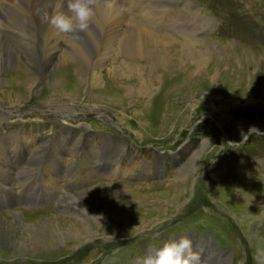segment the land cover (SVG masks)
<instances>
[{
  "label": "rangeland",
  "instance_id": "374dc122",
  "mask_svg": "<svg viewBox=\"0 0 264 264\" xmlns=\"http://www.w3.org/2000/svg\"><path fill=\"white\" fill-rule=\"evenodd\" d=\"M123 1L115 0V5L128 23L163 34L177 47L192 37L206 43L208 51L186 61L177 58L181 53L176 50L163 53L165 63L154 64L153 72L140 75H126L119 53L108 58L109 65H98L94 72L79 69L73 62L56 65L55 61L46 72L29 67V60L4 66L0 71V109L20 110L16 111L20 116L31 109L25 119L0 122V166L4 169L6 165L8 176L4 184L15 187L10 178L15 180L22 173L29 182L44 166L56 168L64 163V155L72 150V156L89 161L91 167L100 161L116 164L113 170L119 171L110 178L105 173L94 178L89 172L88 181L78 191L69 190L71 199L64 197L54 214L43 211L39 216L23 209L0 213V264L57 263L85 245L92 246V251L73 264H92L106 254L110 255L108 261H114L109 264L136 261L142 243L135 252L123 248L121 241L138 232L147 234L145 244L153 237L158 247L168 237L195 232L197 239L213 246L203 264H264V189L254 184L251 188L230 184L243 180L227 171L236 166L252 171L264 158V0ZM3 3L0 32L6 47L15 51L21 34L17 28L10 29L6 18L2 22ZM35 33L38 42H48L43 31L36 28ZM70 42L67 39L64 44ZM197 46L204 51L202 45ZM88 113L103 118L110 127L96 121L92 126L85 124ZM58 118L69 121H53ZM49 121L55 126L46 129ZM23 124L27 125L24 132L29 128L33 133L25 142L18 133L9 134ZM46 131L52 135L45 144L29 145ZM51 138L55 139L52 147ZM15 139L22 141L27 151L19 174L15 167L9 169L14 166L10 153ZM111 140L119 141L118 154L117 148L107 147ZM233 144L235 151L227 157ZM179 149L183 150L177 156ZM55 152L59 156L52 159ZM161 153L168 155L165 171L160 173L163 179L137 181L143 178L138 168L146 166L147 160L157 162ZM221 161L218 171L208 172ZM155 166L145 171L149 174L146 178L158 174ZM73 169L72 162L69 181ZM199 190L207 192L202 203ZM76 196L83 197L82 207L75 204ZM209 198L217 204V212L204 207L212 205ZM167 226L175 228L167 230ZM105 244L109 247L102 246ZM192 245L198 251L196 240ZM203 247L206 251L207 246ZM155 251L149 248L148 253L154 255ZM215 252L220 258L212 263Z\"/></svg>",
  "mask_w": 264,
  "mask_h": 264
},
{
  "label": "bare ground",
  "instance_id": "6f19581e",
  "mask_svg": "<svg viewBox=\"0 0 264 264\" xmlns=\"http://www.w3.org/2000/svg\"><path fill=\"white\" fill-rule=\"evenodd\" d=\"M52 1L54 3L53 6L45 4L43 0H0V3L4 2L2 5L6 6L1 11L3 13L1 19L2 22L4 18H6V22L11 25L10 29L11 27L13 30L17 28L21 34H18L19 38L16 40L18 48L15 51H11L6 47V42L2 40L3 37L0 32V71L3 70L6 65L8 67H13L17 62L29 60V67L45 72L52 65L54 66L55 61H58L56 65H64L65 63L69 64V62H73L79 69H86L87 72H94L98 68V65H109L110 62H107L108 58H111L115 54L119 53L121 59L117 60L124 63L123 66L125 67L126 75H129L130 73L140 75L143 74L142 72L147 70L153 72L152 66L154 64L165 63L161 56L163 53H170L176 50L181 53L177 58L186 61V58L195 57L202 52L208 51L206 43L200 44V41L190 39L192 37H187L177 47L173 45V43L167 39L168 37H165L163 34L147 30L145 27L140 25L128 23L124 12L121 11L115 4L112 10H107L104 7L99 8L95 22L90 27V31L88 33H80L79 38L77 39L71 35L59 32L56 28L45 22L46 15L50 17L53 13L59 14L61 12L67 14V0ZM128 1L129 0H125L122 4H125ZM165 11L166 9L164 6V12ZM173 14L175 13L173 12ZM0 26H2L1 23ZM36 28L44 32L45 37H48L49 39L48 42H46V40L37 41L35 33ZM6 32L8 33V31ZM67 39H69V41L71 40L69 46L65 45V41ZM14 45L16 46L15 43ZM197 45H202L204 51H201L202 49L198 50L199 48L197 49ZM38 47L41 49L40 56L36 52V50H39ZM181 47L182 50L180 49ZM43 50L47 51L46 55L41 52ZM1 150L3 149L1 148L0 151ZM58 156V153L55 152V154L52 155V159H56ZM0 161H2V159H0ZM4 166L6 167V165ZM13 168L14 166L10 165L9 169H11V171H13ZM76 197L75 204H81L80 207H82V203L84 201L83 197ZM18 215L19 214L17 213L15 216Z\"/></svg>",
  "mask_w": 264,
  "mask_h": 264
},
{
  "label": "clouds",
  "instance_id": "9594fccd",
  "mask_svg": "<svg viewBox=\"0 0 264 264\" xmlns=\"http://www.w3.org/2000/svg\"><path fill=\"white\" fill-rule=\"evenodd\" d=\"M114 4L115 0H67V14L46 15L45 22L59 32L78 39L80 33L90 31L99 8L112 10ZM142 264H201V256L193 250L192 241L183 237L166 242L154 255L147 256Z\"/></svg>",
  "mask_w": 264,
  "mask_h": 264
}]
</instances>
